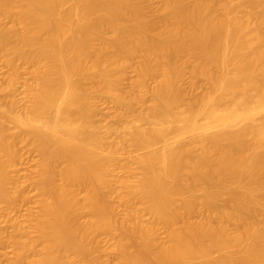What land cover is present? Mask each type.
I'll use <instances>...</instances> for the list:
<instances>
[{"label": "bare ground", "instance_id": "1", "mask_svg": "<svg viewBox=\"0 0 264 264\" xmlns=\"http://www.w3.org/2000/svg\"><path fill=\"white\" fill-rule=\"evenodd\" d=\"M68 1L62 10L67 0H0V52L11 73L0 87V203L13 198L14 142L40 154L30 178L39 196L32 236L11 220L0 243L9 238L15 261L32 254L34 264H100V234L118 264H264V0H245L248 9L241 0ZM22 64L34 66L33 81L27 107L13 113ZM127 68L134 86L122 93ZM98 97L113 103L120 142L148 147L174 132L170 144L129 159L141 169L136 182L125 177L130 161L115 176L122 147L105 139L111 123L92 117ZM141 99L148 104L138 118L154 123L147 128L132 123ZM185 132L200 135L181 142ZM111 194L127 207L118 220ZM215 250L224 253L213 258Z\"/></svg>", "mask_w": 264, "mask_h": 264}, {"label": "rangeland", "instance_id": "2", "mask_svg": "<svg viewBox=\"0 0 264 264\" xmlns=\"http://www.w3.org/2000/svg\"><path fill=\"white\" fill-rule=\"evenodd\" d=\"M237 1V0H234ZM242 1V9H248L249 6L247 4V2H245V0H241ZM151 2L153 4H155L157 2V0H151ZM63 5V6H62ZM61 5L62 10H66L67 8H69L70 6V1L67 0V2L63 3ZM145 4L143 7L144 9H142L145 13L146 16H148L149 18H153L156 19L158 17V12L154 9V5H147ZM107 34H104V37H106ZM1 52H0V87H2L3 85H8V80L11 77V73L9 72V69L7 68V66L5 65V63L3 62V59L1 58ZM185 58V57H184ZM186 59V58H185ZM34 69V66L32 68L31 64H22L19 66L18 72L16 74V77L14 79L13 85L11 86V94H12V98L14 97L15 99V105L13 106V108L11 109L13 111V113H19V111L21 112L22 110H24L27 105H28V99L25 95L26 93V87L29 83H31L33 81V75L30 73L31 70ZM183 75H181V82L184 86H187L192 80H191V74L189 72V70H185L184 73H182ZM32 77V78H31ZM198 78V90L200 91H208L209 90V85L208 83L203 80ZM153 79H148L147 83H152ZM135 81V73L131 68H127L125 69L124 72V79L122 82V85H120V87L118 88L121 92L125 91V93H127L126 91L128 90L129 92L131 90H133L131 86H134V82ZM7 83V84H6ZM133 84V85H132ZM150 85V84H148ZM10 88V87H9ZM9 91V93H10ZM119 91V92H120ZM122 92V93H123ZM10 94V95H11ZM146 99H141L139 100V104L137 103V105L133 108V113L132 115L134 116V120H132L133 124H137L140 125L143 128H147L150 127L151 125H153V120H140L138 118V107H143V106H138V105H147L148 102L145 101ZM145 101V102H144ZM94 105H95V109L93 112V119L95 120V122H98V124L100 126H103L104 124L107 125V123H111L110 125H112L111 127L113 128L111 130L110 133L105 134L106 135V140H108V142H114L117 143L118 141V145H120L121 149H117L118 154L116 155L117 158V162L120 163L119 166H117L115 163V166L118 167L115 171L112 172L114 174H117L115 176L120 175V177H123L125 175H123L125 173V171L123 170V165L126 164L127 162L130 161L131 163V169L130 172L127 173V175L125 176L126 178H128L129 180H131L132 182H136V180L138 179V177H140L139 174H141V169H139L134 163V165L132 164L131 158L134 157H139L140 155H143L145 152H147L148 150H159L162 147H164V144L167 142H169L168 144H170V142L173 141V134L174 132H170L166 134V137H162V138H158L156 139L150 146H135V145H130L127 144L126 142H120L119 137H118V133H120V131L122 130L121 127L119 126V121H116L115 117H114V106L113 103L110 101L109 98H102V97H98L94 99ZM143 103V104H141ZM137 112V113H136ZM2 114L0 113V117ZM113 115V117H112ZM260 115H264V111L260 112ZM0 118V119H1ZM133 119V117H132ZM1 121L4 123L5 122V118L3 117V119H1ZM5 124V123H4ZM109 125V124H108ZM8 129V132H12L14 131L13 125L11 123H7L5 125ZM231 129H236L237 126H231ZM121 129V130H120ZM215 128H213L211 131L215 130ZM120 130V131H119ZM209 131V132H211ZM200 133L199 132H185L181 135V137L179 136L178 140L180 139L181 142H188L190 139V141H192L195 137L199 136ZM109 137V138H108ZM175 138V137H174ZM17 142V143H16ZM14 142V153H17V159L14 156V159L12 162H10L9 164H11L10 166H7V173L9 175L10 178V183L7 184V188L8 189H12L11 191L14 190L13 193V198L10 200V202H8V206L6 203H0V226L2 228L1 231L2 234L4 236L7 237V235H10L11 230H10V224L9 222H16L19 223L20 225H22L23 227H25L26 232H25V236H27V239H29L32 236V229L29 227L30 226V220L38 213L39 211V196L37 195L36 192V188L34 187V184L30 183V178H32V176L34 175V172H36L37 168L35 166H37L36 164L38 163L39 159H40V154L39 152L36 150L35 147H33L31 144L25 143V142H18L16 141ZM107 142V141H106ZM103 144V140L102 142L98 143L99 144ZM122 143V145H121ZM174 143V142H173ZM96 147V146H95ZM97 148V149H96ZM95 148L96 151H100L101 149L106 148V146L103 145H99ZM134 160V159H132ZM123 165H122V164ZM133 165V167H132ZM36 169V170H35ZM120 170V171H119ZM122 170V171H121ZM124 172V173H123ZM120 173V174H119ZM121 173H123L121 175ZM129 175V176H128ZM114 176V175H113ZM112 176V177H113ZM114 176V177H115ZM119 177V176H118ZM28 181V182H27ZM14 183V185H13ZM16 185L19 187V189H17L18 187H16ZM20 185V186H19ZM23 189H21V188ZM14 188V189H13ZM20 191L21 189V197L18 195L19 192H17V190ZM16 191V192H15ZM23 191V192H22ZM15 194V195H14ZM19 196L17 198V196ZM16 196V197H15ZM115 196V197H114ZM15 197V200H14ZM17 198V199H16ZM106 199L108 200L107 202H112L109 203L110 205H112V216L114 218V216L116 215V217L114 218L115 220H118L120 216L121 217V213H125L127 210V207L123 206V204H119L121 203L117 198L116 195L111 194V195H107ZM118 202V203H117ZM217 206H222L225 204V198L220 197L216 200ZM131 208L132 210H137L139 211V209L141 208V204L139 202L134 201L133 204H131ZM115 213V215H114ZM143 219V221H147L148 219V215L146 213L141 212L140 214ZM120 219V218H119ZM5 220V221H4ZM12 220V221H11ZM261 222L264 224V217L261 218ZM231 228V226H229ZM159 235L163 236V231L162 229H159ZM6 234V235H5ZM29 237V238H28ZM128 237V236H127ZM98 243H99V251L97 253V257L101 260L99 261L100 264H118V260H116V254L114 252V250L112 249L113 247L111 246V240L108 236H106L105 234H100L98 236ZM35 244V243H32ZM31 245V244H30ZM28 247L29 251L32 252H37L38 249L40 248V244L39 245H32ZM110 246L112 247L111 249L113 250V255L112 256V251H110ZM29 251L27 252V254H31L29 253ZM39 252V251H38ZM224 252L222 250H215L211 253V256L213 258H217L219 256H221ZM29 256V257H28ZM31 255H26L25 258H23L22 260L19 261H15L14 259V247L11 243V240L9 238L5 239V242L0 243V264H34L32 258L33 256ZM27 257V258H26ZM69 259L71 258H67V262L66 264H68V262L70 261ZM72 262V260H71Z\"/></svg>", "mask_w": 264, "mask_h": 264}]
</instances>
